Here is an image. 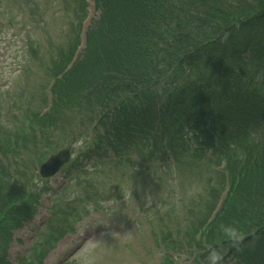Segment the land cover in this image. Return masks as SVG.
<instances>
[{"label": "trees", "instance_id": "trees-1", "mask_svg": "<svg viewBox=\"0 0 264 264\" xmlns=\"http://www.w3.org/2000/svg\"><path fill=\"white\" fill-rule=\"evenodd\" d=\"M96 2L100 14L80 55L72 63L77 43L61 51L51 111L34 113L32 124L0 143V264H13L15 231L50 192L26 161L35 168L46 159L66 112L87 115L92 131L84 133L81 158L67 168L82 185L85 161L96 166L110 152L119 161L136 153L144 162L176 161L194 145L196 155L211 152L225 164L219 185L230 183L222 206L210 220L219 186L209 211L195 212L184 243L170 236L163 243L197 256L194 264H264V140L254 139L264 136V0ZM53 210L28 253L31 264H42L80 218L79 210L57 202Z\"/></svg>", "mask_w": 264, "mask_h": 264}, {"label": "rangeland", "instance_id": "rangeland-1", "mask_svg": "<svg viewBox=\"0 0 264 264\" xmlns=\"http://www.w3.org/2000/svg\"><path fill=\"white\" fill-rule=\"evenodd\" d=\"M87 10L91 14L84 22ZM98 14L87 7V0H0V143L17 130L24 131V122L32 124L34 113L50 109V83L59 69L61 51L79 46L84 41L82 29ZM61 118L63 124L51 137L54 149L47 150V157L70 147L73 160L80 158L87 149L83 133L92 135L88 116L66 112ZM81 118L82 128L78 127ZM75 136L80 141L74 143ZM254 136L264 140L262 134ZM198 152L201 155L192 149L180 156L176 166L170 156L145 162L146 168H141L136 153L119 161L110 152L104 164L85 161L89 170L81 178L86 185L72 179L76 172L61 171L48 180L52 192L43 195L35 216L15 232L9 260L18 264L30 254L39 230L54 218L51 207L58 202L64 210H79L80 218L49 250L43 264H193L185 249L172 241L164 247L161 243L169 236L184 243L186 233L191 235L195 212L209 211L212 196L223 187L219 173L224 165ZM26 162L38 174L39 166L34 168L29 158ZM92 182L94 186L89 185ZM168 248L173 249L172 263L165 258ZM29 254L26 264H31Z\"/></svg>", "mask_w": 264, "mask_h": 264}, {"label": "water", "instance_id": "water-1", "mask_svg": "<svg viewBox=\"0 0 264 264\" xmlns=\"http://www.w3.org/2000/svg\"><path fill=\"white\" fill-rule=\"evenodd\" d=\"M70 159L69 149L62 150L55 155H52L40 168V174L45 177L55 175L63 165L68 163Z\"/></svg>", "mask_w": 264, "mask_h": 264}]
</instances>
